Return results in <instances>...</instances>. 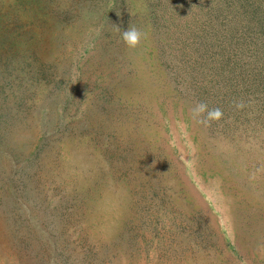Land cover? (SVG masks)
<instances>
[{
    "label": "rangeland",
    "instance_id": "374dc122",
    "mask_svg": "<svg viewBox=\"0 0 264 264\" xmlns=\"http://www.w3.org/2000/svg\"><path fill=\"white\" fill-rule=\"evenodd\" d=\"M0 264H264V0H0Z\"/></svg>",
    "mask_w": 264,
    "mask_h": 264
},
{
    "label": "clouds",
    "instance_id": "9594fccd",
    "mask_svg": "<svg viewBox=\"0 0 264 264\" xmlns=\"http://www.w3.org/2000/svg\"><path fill=\"white\" fill-rule=\"evenodd\" d=\"M144 33L132 26L121 33V39L128 48H136L140 43ZM207 110V105L203 103L197 104L191 111L192 119L198 123L208 124L209 120L219 119L222 115L219 108L207 110V115L201 119L202 114Z\"/></svg>",
    "mask_w": 264,
    "mask_h": 264
}]
</instances>
